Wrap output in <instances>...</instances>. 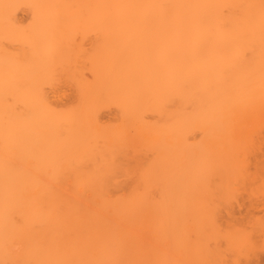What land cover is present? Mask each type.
Returning a JSON list of instances; mask_svg holds the SVG:
<instances>
[{
  "label": "bare ground",
  "instance_id": "6f19581e",
  "mask_svg": "<svg viewBox=\"0 0 264 264\" xmlns=\"http://www.w3.org/2000/svg\"><path fill=\"white\" fill-rule=\"evenodd\" d=\"M241 190L264 206V0H0V264H239Z\"/></svg>",
  "mask_w": 264,
  "mask_h": 264
},
{
  "label": "rangeland",
  "instance_id": "374dc122",
  "mask_svg": "<svg viewBox=\"0 0 264 264\" xmlns=\"http://www.w3.org/2000/svg\"><path fill=\"white\" fill-rule=\"evenodd\" d=\"M19 17H24V13L20 12ZM85 42H86L85 46L88 47V41H85ZM85 73H86V71H85ZM66 89L68 91V88H66ZM238 192H240V191H238ZM238 194H237L238 196H236V199L238 200L239 204H241V205L239 207L235 206L233 208V219L232 220H235L236 223L239 222V224H241V226H243V228H246L247 231L255 232L254 233L255 236H258V233H256V232H257V228H259L260 224L253 226L251 221L257 219V220L261 221V225L264 227V206L261 204L262 201H259V199H258L256 202V200H255V202L257 204L252 202V205L254 207H249L248 204L250 202V198H248V195L245 193V190H241V193H238ZM227 212L228 211L226 209L220 208V210L217 211V213H216L217 215H215L216 216L215 218L217 220V224L221 227V229H223L224 224H227V223L231 224L234 222L228 218ZM260 234L261 233H259L260 238H257V240H258L257 243L259 244V247L257 248V250L255 252V256L253 254L250 256V258H247V259L244 257L240 258L238 261L241 263H239V264H264V238H263L264 236L262 234L261 235ZM226 256H228V257H226ZM226 256H225L226 259L229 258V260L227 259L229 262L227 260H225V262H224V260H223V264H227L226 261L228 263L232 264L231 260H233V257L232 256L229 257L230 255H228V254ZM216 263L222 264V262H220V263L216 262ZM216 263H213V264H216ZM210 264H212V263H210Z\"/></svg>",
  "mask_w": 264,
  "mask_h": 264
}]
</instances>
